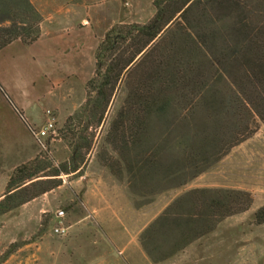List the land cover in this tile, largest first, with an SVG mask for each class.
<instances>
[{"label":"rangeland","instance_id":"obj_1","mask_svg":"<svg viewBox=\"0 0 264 264\" xmlns=\"http://www.w3.org/2000/svg\"><path fill=\"white\" fill-rule=\"evenodd\" d=\"M29 1L41 16L40 33L41 24L51 32L62 30L67 46L54 52L47 36L35 47L13 45L0 52V198L16 166L36 156L53 166L68 160L70 138L64 124L74 116L76 136L83 128L79 115L97 45L113 25L146 23L155 13L153 0ZM83 17L88 26L80 29L87 25ZM230 25L229 19L216 23L217 49L232 45ZM65 64L70 73L62 71ZM125 94L121 83L102 122L81 134L90 144L82 149L79 170L60 173V185L0 214V264H264V222L254 220V212L264 205L263 123L256 118L249 137L208 160L195 153L200 131L197 135L198 127L183 111L153 117L144 146L155 154L158 170L133 178L123 162L121 173L112 163L118 152L106 142ZM48 109L55 117V136L41 138L36 131ZM184 148L192 158H183ZM194 188L243 190L253 200L247 210L225 217L183 249L154 261L142 247V231ZM58 227L64 231L56 232ZM171 242L161 233L154 239L162 251Z\"/></svg>","mask_w":264,"mask_h":264},{"label":"trees","instance_id":"obj_2","mask_svg":"<svg viewBox=\"0 0 264 264\" xmlns=\"http://www.w3.org/2000/svg\"><path fill=\"white\" fill-rule=\"evenodd\" d=\"M153 6L148 22L118 23L105 32L94 52L93 75L85 83L86 101L79 115L83 128L76 136L74 116L64 124L70 138L68 160L53 166L36 156L16 166L0 198V214L60 185V173L79 170L82 149L90 144L81 134L102 122L121 83L125 98L109 123L106 142L118 152L112 163L120 172L123 162L133 178L158 170L155 154L144 146L153 117L183 111L198 127L197 135L200 131L195 153L208 160L249 137L256 118L264 125V0H153ZM225 19L231 21L232 45L217 49L215 25ZM40 22L29 0H0V50L16 40L36 41ZM186 153L184 148V159L192 158ZM252 200L243 190H189L142 231V247L154 261L167 258L225 217L247 210ZM254 220L264 222V205L254 212ZM158 233L172 240L164 252L154 245ZM158 251L161 256H156Z\"/></svg>","mask_w":264,"mask_h":264},{"label":"crops","instance_id":"obj_3","mask_svg":"<svg viewBox=\"0 0 264 264\" xmlns=\"http://www.w3.org/2000/svg\"><path fill=\"white\" fill-rule=\"evenodd\" d=\"M82 20L85 21L87 23V25H84V27H81L80 29H84V28H86L88 26V19L85 18V17H83ZM62 32H63L62 30H60V31L58 30L56 32H51L49 30L44 29L43 24H41V33H40V36L32 44H30V45H23V44L20 43V41L16 40V41L10 43L8 46H6L3 49H1L0 52L4 51L5 49H7L8 47H11L13 45H21V46H28V47H33L34 46L35 47V45L37 46L39 43H43L44 41H46L45 38L47 36L50 37L49 40H48V42H49L51 48H53L52 50L54 52L57 49L63 50L67 46V42L65 41L66 39L64 38ZM45 43H47V42H45ZM42 46H43V44H42ZM66 57H70V55L67 54ZM54 64H55V62H54ZM67 67H69L68 64L63 65V70L62 71L63 72H66V73H68V72L70 73V70L69 71H66L67 69H65V68H67Z\"/></svg>","mask_w":264,"mask_h":264},{"label":"built area","instance_id":"obj_4","mask_svg":"<svg viewBox=\"0 0 264 264\" xmlns=\"http://www.w3.org/2000/svg\"><path fill=\"white\" fill-rule=\"evenodd\" d=\"M36 135L41 138L43 137L53 138V136H55V117L49 109L45 110V121L43 125L40 128H38V130L36 131ZM55 231L60 233L63 232L64 229L58 227L55 228Z\"/></svg>","mask_w":264,"mask_h":264}]
</instances>
